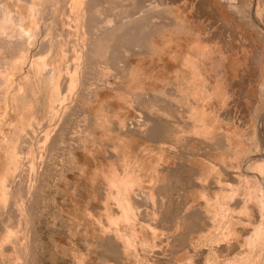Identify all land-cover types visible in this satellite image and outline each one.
<instances>
[{
  "label": "rangeland",
  "instance_id": "obj_1",
  "mask_svg": "<svg viewBox=\"0 0 264 264\" xmlns=\"http://www.w3.org/2000/svg\"><path fill=\"white\" fill-rule=\"evenodd\" d=\"M1 1H8V4H6L10 8H14V10L17 7L18 9L15 11L18 14L20 13L24 19L28 16L26 10H28L29 1L26 5L24 2L27 0H17L16 3L15 0H0V3ZM41 1L39 3H43L42 8L46 12L44 16L47 15L48 18H46L45 22L52 23L51 28L56 27L57 29H52L53 31L55 30L54 32L48 31L50 34L42 33L40 34L41 37L37 39H41L40 42L42 40L47 41L52 39L53 33L56 32L55 35L57 36H54L55 39L49 41L55 40L56 42L54 41L55 43L53 44L61 42L60 46L63 44V47L68 49L66 52L68 55L66 57L64 55V58L63 54L60 55V51L57 50V48L59 49L58 45H56L57 47L54 45V48H56L54 50L58 51L61 57L57 53L53 55L54 50L52 49L53 51L50 53L52 54V62H50V54H34L35 56L33 57L31 55L32 51L27 52L32 48L33 44H29L28 46L30 47H28L27 45L16 44L13 46L6 43L4 47L5 41L1 40L2 38L0 39L3 41L0 42L2 46L0 47L2 52L0 53V69H2L0 70V101H2L0 102V137L3 131L5 133H3L4 135H2L0 140L9 144L8 147L7 143L3 145L2 141H0V179L3 181V183H0V264H261L264 262V251L260 257L261 252L258 251V248L249 251L245 242L249 239H255V235L251 232L252 227L250 228L253 224L248 221V218H253V215L258 213V215H255L257 219L256 217L253 219L257 222L259 221V202L263 200L260 196L264 193V190H262L264 185L259 183L257 174L260 171L258 168L263 166L264 163V154L262 153L263 157L260 155V148H262V143L264 142H261L263 137L260 139L261 134L264 136L263 122L261 121L264 114L262 113L264 112V0H238V2L241 1V4H243L241 8H244L243 13L246 15L243 17L238 9L233 8L235 3L232 4L230 0H216L215 4H212V0ZM57 3L59 4L57 5ZM85 5H88L87 11L90 13L85 11V14L82 15ZM45 7L51 8L46 9ZM139 8H142V10L136 13L138 14L137 18L130 19V27L128 22L123 24L127 17L123 18L124 20L122 21L120 19L121 24L125 27L120 22H116L117 20L119 21V17L122 18L121 16H126L127 13L129 14ZM145 10L153 17L158 16L155 18L156 20H160L161 17L165 19L168 16L165 21L169 19L168 22L171 21L173 25L182 26L186 30L189 29V31H185L183 28L184 34H186L185 32L191 34L185 38V35H182L183 30L181 27L179 32L176 31L178 34L180 33V36L177 35L179 38L176 37L174 39L172 38L174 34L170 32V36L169 30L165 26H146L143 19ZM70 12L72 14L69 17L68 14ZM73 13L80 14V20L85 22L86 29L94 25L91 21H95L94 23L98 21L100 22L99 24H104V22L112 24L111 20H116V17L117 20L113 21V26L111 27L113 29L107 26V28L109 27L108 34L105 33L106 35L101 36L108 30L104 27L103 29L106 31L99 33V37L88 38L90 41L87 40L88 45H85L87 46L85 47L87 48L86 52H89L88 57L83 58V62L81 61V68L85 70H80L81 73L85 71L86 74H82V76L80 74L79 77H83V75L84 77L81 80L79 78L70 88L66 87V79L63 76L65 81L64 79L62 80V75L65 73L66 69L64 68L67 66V62L68 67L71 68L67 67V69L72 70V65L75 62L71 53L75 49L81 48L80 42H78L81 30H79V26H75L78 20L75 18L76 14L74 15ZM104 15L106 17L108 15V19L106 18L105 21L103 20ZM100 16H102L103 22L99 18ZM31 18V16L30 18L27 17L28 20L22 23V27L26 31L36 28V20L33 18L32 21ZM109 18L112 19L110 20ZM63 22L66 23L63 24ZM67 22L70 24L67 25ZM89 22L91 24L87 25ZM171 22L169 23L170 25H172ZM191 23L193 28L190 25ZM135 25H137V28ZM134 26L135 28L133 29L132 27ZM195 26L196 29L194 28ZM200 26L204 29L200 30ZM58 27L61 30L63 29L62 32ZM164 27L166 30H163V32L161 30ZM197 27L202 34L199 31L197 34ZM131 29L134 30L132 34H130ZM43 30L44 27L40 28V32H43ZM87 30L85 33H87ZM118 30L119 33L117 32ZM110 31H112V34L114 33L113 36L109 33ZM128 32L130 33L128 34ZM58 34H61V37ZM109 34L113 37V40L111 39L112 37L109 38ZM68 35H70L69 39H67ZM33 36H29L31 42V37ZM168 36L170 39L167 38ZM45 37L49 38L46 39ZM57 37L58 40L60 39L59 41L56 40ZM127 37L131 38V42L130 38ZM196 37L198 38L196 39ZM192 38L196 39L195 42L200 43L199 45L208 43L207 45L212 44V47L216 49H222L224 57L215 53L214 48V52L207 53L208 57L205 60L198 58V56V59L192 57L191 55L195 52L191 53L188 48L194 42ZM134 39H140L138 41L140 46ZM98 41H100V45H95ZM41 44H36L39 51L44 49L46 42ZM107 44H110V46H107ZM118 44L119 46L120 44L124 45L120 46L121 48L123 47V50L115 46ZM141 44L144 45L141 46ZM93 45L97 47V50L91 47ZM125 45L129 48L130 53H128L130 56L126 55L127 51L124 52V48L126 49ZM135 46L144 48L135 50L137 48ZM19 47L21 48L18 50ZM90 48L93 50H89ZM160 48L164 50L162 51ZM185 48H187V51L184 50ZM113 49L118 50V56L117 54H112L116 53V50L114 51ZM17 50L19 51L18 53ZM120 50L121 53L119 54ZM132 50L135 51L133 54H131ZM165 50L168 51L166 52ZM23 51L27 53L24 54L22 53ZM141 51H146L147 54L146 52L142 54ZM20 53L21 55H18ZM22 54L23 57H21ZM92 54L94 55L92 56ZM24 55L27 56V59H24ZM40 55L43 61L38 58ZM145 55L146 57H144ZM155 55H159V59H156ZM30 56L33 61L38 62L39 60L40 63L45 60V63L48 61L56 63L58 60H56L55 56L64 58L63 61L66 59L62 62V65L58 62L59 66L64 69L59 78L60 82L61 80L63 81V85L58 83L53 100L49 98L50 86L46 82L47 80L43 79L34 84V81L36 79L38 81L39 78L37 76L32 77L35 74L36 67L34 65V67L31 66ZM15 57L19 60L18 62ZM187 58H191V60ZM7 59L8 61H6ZM112 59L114 62L111 61ZM126 60L127 64L131 61L134 63H145L143 66L140 64L142 67L145 65V68H139L138 66L140 65L138 63L137 70V67L130 63V67L128 66L126 69V64H124ZM87 61L89 62L88 70L85 64L87 63L88 65ZM112 62L115 64H110ZM153 63L156 65L154 66ZM106 65L107 67H105ZM194 65L195 68H192ZM19 67H23L22 70H19ZM121 67L123 69H120ZM109 69L111 71L113 69V72L110 73ZM133 69H136L135 72H138L136 74L140 75L139 78H143L142 83L141 79H136L138 76ZM114 70L117 72L114 73ZM105 72L107 73L105 74ZM168 74L171 76L170 80H168L169 78L167 79ZM103 75L104 78L107 77L108 79H104ZM133 75L137 76L134 77L135 80L130 78ZM204 75H207L206 77L211 83L208 87L210 94L213 93L215 97L218 96L217 98H220L219 95L226 93L229 99H224L223 101L221 98H214L211 103L204 102L202 100L204 96L202 94L203 89L197 81L200 76L204 77ZM6 78L8 79L6 80ZM146 78L148 79L146 80ZM104 80L106 82L110 81L109 85ZM81 81L84 82L79 83ZM103 81L106 84L102 85ZM96 83L99 87H96ZM59 84L64 87L60 88ZM21 86H24V88H21ZM26 86L27 88H25ZM30 86L31 88H29ZM151 86L153 87L151 88ZM83 87L84 89L80 90ZM91 87L95 88L92 89ZM148 87L149 97L144 96L145 93L143 94V90H147ZM76 89L81 92L84 90L85 93L83 91L81 94ZM60 90L61 92H59ZM70 90H73L71 91L73 93L70 94ZM90 91L91 94H87ZM15 92L21 96L14 95ZM56 92L60 94L57 95ZM64 92L67 93V97L69 95V98H72L70 99L71 101H67L68 98ZM191 93L192 95L194 93L193 96L196 99L192 97ZM3 94L4 96L6 94V96L4 97ZM199 94H202V97ZM23 95L24 98H22ZM196 96H200V101H195L198 100ZM7 97L8 99L10 98L9 101L14 100L15 103L13 105L16 108L11 105L13 102L11 101L10 103ZM19 101H21L20 105ZM22 101L23 103L26 102L24 103L26 106L22 104ZM67 102L70 103L68 104ZM57 103H61V105L58 104L57 106ZM207 103L211 106V110L210 107L207 108L209 110L205 109L203 117L197 118L200 125L193 127L188 117L192 106L198 104L200 107H204L207 106ZM52 104L53 106H51ZM140 117H142V120L144 118L151 119V124L156 123L161 130H159L160 132L157 131L159 134L156 133L157 136L150 138L151 136L148 137L145 134L142 135V133H136V131L128 129V125L133 124L136 120H141L139 119ZM48 121L52 123L53 127L55 124L56 138L51 145L45 148L44 153H38L37 146H39L38 144L41 143V140L43 141L40 133H42L43 127ZM125 123L126 126L124 125ZM40 126H43L41 127L42 130ZM191 126L193 130L190 128ZM37 129H39L38 132ZM195 131H198V133ZM30 132H34L36 136ZM24 134L27 135L25 136ZM11 135L15 136V138H11ZM6 136L7 139H5ZM8 136H10L9 139ZM36 137H41V140L39 139L40 142ZM89 149L91 150L89 151ZM255 154H257V157L254 158ZM254 161L256 162L254 163ZM232 163H237L239 167L243 168L241 180L234 177L239 172H232L229 168V164ZM129 168L131 169L129 170ZM124 169L126 170L124 171ZM107 170L111 173L109 174ZM246 171L253 174L245 173ZM131 172L134 173L132 174ZM122 174H125L124 178ZM104 175L109 178L105 179ZM115 175L121 177L119 178ZM129 175L131 176L129 177ZM132 176L136 179L139 177V180L132 178ZM111 177L114 180L113 182L110 181ZM126 177L128 182L125 181ZM129 179H134V181L130 180L132 184L129 183ZM1 180L0 182H2ZM108 180L111 182L112 188ZM251 180L258 181V183ZM120 181L121 183H126V185H131L125 186L129 191L125 189L124 184L122 188L124 187L123 189L126 191L121 189ZM117 182L119 186H117ZM115 186L118 191H115ZM130 187H132L131 191ZM235 188L237 194L240 192L242 194L243 192L242 196H246L244 197V199L246 198V211L242 216L246 217L247 215V221H240L243 228H239V224L236 226L239 229H236V233L239 234V239L236 243L226 235L230 219V192L231 189ZM255 190L260 193H258L259 196H257ZM127 191L128 193L133 192L129 195L131 197L134 196L131 198L128 195H124V198L128 199L127 201L130 202L129 199L134 200L130 202V206L128 204L130 208L127 207V202H125L126 200H124L122 195L124 192L127 194ZM115 192H118V194ZM253 192L254 194H252ZM113 193L120 197L116 198ZM110 196L116 198V201ZM132 202L133 204H131ZM252 206L254 207V213ZM211 214L215 217L212 218ZM206 215L211 217L212 220ZM113 219L115 220L113 221ZM213 219L216 221H213ZM192 237L194 242L196 241L195 243L192 242ZM227 238L229 241H224ZM190 242L196 247V250L195 248L193 249L194 246L189 249ZM24 244L26 245L24 246ZM193 250L194 253H192Z\"/></svg>",
  "mask_w": 264,
  "mask_h": 264
},
{
  "label": "bare ground",
  "instance_id": "obj_2",
  "mask_svg": "<svg viewBox=\"0 0 264 264\" xmlns=\"http://www.w3.org/2000/svg\"><path fill=\"white\" fill-rule=\"evenodd\" d=\"M16 1L17 0H15V3H16ZM18 1H20V0H18ZM26 1V0H25ZM29 1V3H28V6H27V9L28 10H26L27 12H26V14L28 15L27 17L28 18H30V16L32 17L31 19H32V21H33V18L36 20V28L35 29H32V30H25L23 27H22V23L24 22V21H27L28 19H27V17L24 19V17L22 16V15H20V13L18 14V12L17 11H15V10H17L18 8L16 7L15 8V10H14V8H10L9 7V5H7L8 4V1L7 2H2L1 1V3H0V10H1V14H0V39L1 40H3V41H5V43H4V47L6 46L5 44L7 43V45L8 44H10V45H16V44H19V45H21V46H24V45H29V44H33V46H32V50L30 49V50H28L27 52H31L32 51V53H31V55H33V57L35 56L34 54H47V55H49L50 53H52V51L54 50V49H56V48H54V45H55V47H57L56 45H58V47H59V49L57 48V50L58 51H60V55L61 54H63V57H64V55H65V57L68 55V54H66V52H67V50L68 49H66V48H64L63 47V44H62V46H60V43L59 44H53V43H55L54 41H49V40H53V39H55L54 38V36H57V35H55V33H53L54 31L52 30V29H57L56 27L55 28H51V24L50 23H48V21L47 22H45V20H46V18H47V15L46 16H44L45 15V10H44V8H42V4L41 3H39V1L40 0H27L26 2H24L25 3V5L27 4V2ZM43 1V0H42ZM41 1V2H42ZM45 2H46V0H44ZM49 1V0H48ZM52 2H53V0H51ZM51 1H50V3H51ZM90 1V0H89ZM229 1V0H228ZM231 1V3L232 4H234L233 5V8H235V9H238V11H239V13L241 14V16L243 17V16H246V15H244V13H243V9L241 8V6L243 5V4H241V1H239L238 2V0H230ZM10 2V1H9ZM44 2V4L45 5H47L46 3ZM84 2V1H83ZM87 2V1H86ZM7 3V4H6ZM21 3V2H20ZM79 3V2H78ZM127 3V2H126ZM216 3V0H212V4H215ZM59 3H57V5H58ZM87 4V3H86ZM132 4V3H131ZM39 5V6H38ZM53 5H54V3H53ZM57 5H56V7H57ZM14 6V5H13ZM41 6V7H40ZM73 6V5H72ZM86 6V5H85ZM179 6H181V5H179ZM48 7V6H47ZM220 7V6H219ZM46 8V7H45ZM49 8H51V7H49ZM49 8H46V9H49ZM75 8V7H74ZM82 8V7H81ZM86 8V9H85ZM94 8V7H93ZM176 8H178V7H176ZM55 9V8H54ZM52 10V9H51ZM57 10V9H56ZM55 10V11H56ZM88 10V5L86 6V7H83V12L81 13L82 15H84L85 13V11H87ZM95 10V9H94ZM140 10H142V8H139V9H136V10H134V11H132L131 13H127V15L126 16H121L122 18H118L119 19V21L117 20V17H116V20H111L112 18H109L110 20H111V22H112V24H108V22H104V24H99L100 22H98L97 20V22L96 23H94L95 21H91V23L93 22V24L94 25H91V29L89 28H87L86 29V27H85V22L83 21V20H80L81 18H80V14H74L75 15V18L78 20V22H77V25H75L76 27L77 26H79V30H81V34L79 35L80 37H79V40H78V42H80V45H81V48H79V49H73L74 51L71 53V55H73L74 57V65H72V70H68L67 69V67H68V60L66 61L67 62V66H65V68L64 69H66L65 70V73L62 75V80L64 79V77H65V79H66V81H65V79H64V81H65V83L67 84L66 85V87L68 86V87H72V85H74V83L75 82H77L78 81V79L79 80H81L83 77H84V75H83V77H81L82 76V74H86L85 73V71H84V73L82 72H80V70L82 69L81 68V61L83 62L84 61V59L83 58H85V57H88V53L86 52L87 51V48H85V47H87V46H85L86 44H87V40H89V39H92V38H94V37H99V35L102 33V31L104 32V31H106L107 29V31L106 32H104L103 34H101V36L102 35H106V34H108L107 32L109 31V27H110V29H113V28H111L112 26H113V21H116V22H120V19H121V21L122 20H124L123 18H125V17H127V18H125L126 19V21H123V24H125V23H127L128 22V26L130 27V24H131V22H130V19H134V18H137V15L138 14H136V13H138ZM234 10V9H233ZM64 11V10H63ZM99 11V10H98ZM127 11V10H126ZM146 11V10H145ZM151 11V10H150ZM81 12V11H80ZM87 12H89V11H87ZM141 12V11H140ZM147 13H148V11H146ZM145 12V14H144V16H143V19L145 20V25L146 26H148V27H150L151 25H158V27H160L159 25H162V26H165L166 28H168L167 30H169L168 32H169V35H170V32H172L171 34H174L175 35V37H173L174 35H172V38H174V39H176V37L177 38H179L178 36H180L177 32H179L180 31V28L182 27L181 25V27H179L178 25V27L176 26V25H173V23H172V25H170L169 23L170 22H168L169 21V19H167V21H165L166 20V18L168 17H165V19L164 18H160V20H156L155 18H157V17H153L151 14H147ZM22 13H23V11H22ZM55 13V12H54ZM61 13H62V11H61ZM90 13V12H89ZM48 14V13H47ZM72 13L70 12V14H68V16L70 17V15H71ZM140 14V13H139ZM53 15H55V14H53ZM82 15H81V17H82ZM102 15V14H101ZM155 15V14H154ZM161 15V14H160ZM262 15V14H261ZM72 17H74V16H72ZM101 17L102 16H100L99 18L101 19ZM107 17H108V15H107ZM105 15L103 16V20L105 21L106 20V18H107ZM111 17V16H110ZM55 18H56V16H55ZM85 18H86V15H85ZM177 18H179V17H177ZM176 18V19H177ZM183 18V17H182ZM181 18V19H182ZM48 19V18H47ZM61 19V18H60ZM71 19V18H70ZM108 19V18H107ZM114 19H115V17H114ZM159 19V18H158ZM64 20V19H63ZM66 20H68V19H66ZM102 20V19H101ZM101 20H99V21H101ZM103 20H102V22H103ZM137 20V19H136ZM135 20V21H136ZM178 20V19H177ZM186 20V19H185ZM53 21V20H52ZM52 21H50V22H52ZM139 21V20H138ZM164 21V22H163ZM190 21H191V19H190ZM35 22V21H34ZM68 22H70L69 20H68ZM67 22V25L68 24H70V23H68ZM76 22V21H75ZM116 22H114L115 24H116ZM130 22V23H129ZM174 22H176V21H174ZM193 22V21H192ZM28 23V22H27ZM30 23V22H29ZM64 23H66V22H63V24ZM90 22H89V24H87V25H90L91 24ZM122 22H120V24H121ZM162 23H164V24H162ZM123 24H121V25H123ZM188 24H189V22H188ZM257 24V23H256ZM117 25V24H116ZM119 25V24H118ZM133 25V24H132ZM131 25V26H132ZM141 25H142V23H141ZM144 25V26H145ZM150 25V26H149ZM191 26H192V23L190 24ZM198 25V24H197ZM196 25V26H197ZM25 26V25H24ZM27 26V25H26ZM29 26H30V24H29ZM33 26H35L34 24H33ZM32 26V27H33ZM53 26V25H52ZM54 26H55V23H54ZM64 26V25H63ZM107 26H109L108 28H107ZM120 26V25H119ZM136 26V28H137V25H135ZM135 26L134 27H132L133 29L135 28ZM196 26L194 27L195 29H196ZM31 27V26H30ZM42 27H44V30H43V32H40V28H42ZM71 27V26H70ZM75 27V28H76ZM85 27V28H84ZM88 27V26H87ZM105 27V29L106 30H104L103 28ZM114 27H115V25H114ZM120 27H122V26H120ZM123 27H125L124 25H123ZM128 27V28H129ZM139 27V26H138ZM164 27V29H162L161 31H165L166 30V28ZM59 28V27H58ZM119 28V27H118ZM127 28V27H126ZM144 28V27H143ZM178 28H179V30H178ZM183 28L184 27H182L181 29L183 30ZM192 28H193V26H192ZM200 28V30L202 29H204V28H201V26L199 27ZM77 29V28H76ZM87 30V33H85L86 32V30ZM115 29V28H114ZM150 29V28H149ZM185 29V28H184ZM59 30H61L60 28H59ZM59 30H57V31H59ZM63 30V29H62ZM62 30H61V32H62ZM69 30V29H68ZM129 31H130V29H128ZM132 30V29H131ZM137 30V29H136ZM143 30V29H142ZM145 30V29H144ZM199 29H198V27H197V34H198V31H199V33L200 34H202L201 33V31H200ZM42 31V30H41ZM48 31H53L52 33L54 34V36H52V35H49V36H52V37H50V38H52V39H48L49 37H45L46 39H48L47 41H44V40H42L41 42H40V40H38L39 38L38 37H41L40 36V34H42V33H48V34H50V32H48ZM114 31V30H113ZM134 30H132L131 31V33L130 32H128V34L130 33V34H132V32H133ZM151 31V30H150ZM163 31V32H164ZM176 32V34H175V32ZM185 31H189V29H185ZM190 31L192 32V30L190 29ZM60 31H59V33H61ZM77 32H78V30H77ZM112 31H110L109 33L110 34H112L111 33ZM118 33H119V30L117 31ZM152 32V31H151ZM157 32V31H156ZM167 32V31H166ZM165 32V33H166ZM174 32V33H173ZM100 33V34H99ZM106 33V34H105ZM181 33H182V31H181ZM186 34H184V30H183V33H182V35H185V38L186 37H188L191 33H189L188 32V34H187V32H185ZM47 34V35H48ZM63 34V33H62ZM70 34H72V33H70ZM77 34H79V33H77ZM89 34V35H88ZM110 34L108 35L109 36V38L110 37H112L113 36V34H112V36H110ZM116 34V33H115ZM127 34V33H126ZM134 34V33H133ZM167 34V33H166ZM193 34H194V32H193ZM195 34H196V31H195ZM199 34V35H200ZM31 35H34L33 37H31L32 38V42L30 41V38H29V36H31ZM37 35V37H35ZM46 35V34H45ZM60 37H61V34H58ZM64 35V34H63ZM178 35V36H177ZM188 35V36H187ZM65 36V35H64ZM78 36V35H77ZM88 36V37H87ZM115 36V35H114ZM126 36H128V35H126ZM131 36V35H130ZM167 36V35H166ZM171 36V35H170ZM192 36V35H191ZM198 36V35H197ZM206 36V35H205ZM44 37V36H43ZM63 37V36H62ZM69 37H70V35H68V38L67 39H69ZM107 37V36H106ZM132 37V36H131ZM184 37V36H183ZM199 37V36H198ZM198 37H196V39L198 38ZM38 38V39H37ZM44 38V39H45ZM89 38V39H88ZM104 38V37H103ZM127 38H130V37H127ZM145 38V37H144ZM167 38H169V36L167 37ZM181 38V37H180ZM185 38H184V40H185ZM190 38V37H189ZM201 38V37H200ZM39 41V43H38V41ZM45 39V40H46ZM63 39V38H62ZM112 40H113V37L111 38ZM170 39V38H169ZM183 39V38H182ZM193 40H194V42L193 43H191L190 44V46L188 47L189 48V50H191V53H193V52H195L194 54H192L191 56L192 57H196L197 58V56H198V58H202L203 60H205L208 56H207V53H210L211 51L212 52H214V49H215V53H218V54H220V56H222L223 55V57H224V54H222L223 53V51H222V49H216V48H214V47H212V44H210V45H207L206 43L205 44H203V45H199L200 43H196L195 41H196V39H194V38H192ZM0 40V42H3V41H1ZM56 40H58V37L56 38ZM60 40V39H59ZM58 40V41H59ZM74 40V39H73ZM97 40H98V38H97ZM110 40V39H109ZM137 40V41H136ZM134 39V41L135 42H137L138 43V41L140 40H138V39ZM49 41V42H48ZM62 41V40H61ZM90 41V40H89ZM105 41V40H104ZM108 41V40H107ZM118 41V40H117ZM181 41V40H180ZM191 41V40H190ZM46 42V46L44 47V49L43 50H40L39 51V49L37 48V45L36 44H41V43H45ZM74 42V41H73ZM109 42V41H108ZM130 42H131V38H130ZM133 42V41H132ZM177 42V41H176ZM63 43V42H62ZM65 43V42H64ZM77 43V42H76ZM100 43V41H98V42H96L95 43V45L96 44H99ZM107 43V42H106ZM111 43V42H110ZM172 43V42H171ZM216 43V42H215ZM78 44V43H77ZM112 44V43H111ZM139 44V46H140V42L138 43ZM137 44V45H138ZM169 44V43H168ZM177 44V43H176ZM179 44V43H178ZM185 44V43H184ZM214 44V43H213ZM42 45V44H41ZM88 45V44H87ZM95 45H93V46H91V47H94ZM100 45V44H99ZM104 45V44H103ZM129 46H130V44H128ZM144 45V44H143ZM142 44H141V46H143ZM12 46V47H13ZM78 46V45H77ZM101 46H102V44H101ZM100 46V47H101ZM107 46H110V44L108 45L107 44ZM116 47H120V46H124V45H121L120 44V46H119V44L118 45H115ZM126 46V49L124 48V52H126L127 51V53H126V55H129V53H130V51L128 50L129 48H127V45H125ZM139 46L137 47V46H135V47H137L135 50H137L138 48H139ZM0 47H2L1 45H0ZM28 47H30V46H28ZM28 47H27V49H28ZM73 47H74V45H73ZM99 47V46H98ZM131 47H133V45H131ZM164 47H167V46H164ZM10 48H11V46H10ZM14 48V47H13ZM12 48V49H13ZM21 47H19L18 48V50L20 49ZM40 48V47H39ZM96 48V49H95ZM112 48H114L113 46H112ZM123 48V47H122ZM121 47H120V49H122ZM142 48V47H141ZM141 48H139V49H141ZM144 48V47H143ZM142 48V49H143ZM214 48V49H213ZM217 48H218V46H217ZM23 49V48H22ZM53 49V50H52ZM105 49V48H104ZM106 49H107V47H106ZM160 49H162V48H160ZM168 49H169V47H168ZM171 49H173V48H171ZM175 49V48H174ZM187 48H185L184 50L185 51H187L186 50ZM2 50V49H1ZM17 50V53L19 52ZM89 50H93L92 48H90ZM94 50H97V47H94ZM103 50V49H102ZM108 50H110L109 48H108ZM112 50V49H111ZM114 51L116 50V53H112V54H117V56H118V53H117V49H113ZM123 50V49H122ZM130 50H131V48H130ZM164 49H162V51H163ZM189 50H188V52H189ZM5 51V50H4ZM25 51V50H24ZM24 51L22 52V53H24ZM55 51V50H54ZM53 51V55H55V53H57L58 54V51L56 52H54ZM99 51V50H98ZM149 51V50H148ZM166 51V50H165ZM168 51V50H167ZM166 51V52H167ZM176 51V50H175ZM184 51V52H185ZM27 52H25V53H27ZM65 52V53H64ZM69 52V51H68ZM110 52V51H109ZM129 52V53H128ZM135 51H133L132 50V53L131 54H133ZM138 52V51H137ZM142 52V54L144 53V52H146V51H141ZM160 52V51H159ZM181 52V51H180ZM0 53H2L1 51H0ZM24 53V54H25ZM86 53H87V55H86ZM111 53V52H110ZM121 53V50H120V52H119V54ZM139 54H140V52H138ZM138 53H137V55H138ZM151 53V52H150ZM153 53H155V52H153ZM158 53V52H157ZM156 53V54H157ZM56 54V55H57ZM145 54V53H144ZM146 54H147V52H146ZM162 54V53H161ZM164 54H166V53H164ZM4 55V54H3ZM18 55H21V53L20 54H18ZM51 55L52 54H50V57L49 58H51L50 60V62H52V57H51ZM59 55V54H58ZM59 55V56H60ZM70 55V54H69ZM90 55H91V53H90ZM94 54H92V56H93ZM163 55V54H162ZM185 55V54H184ZM189 55V54H188ZM17 56V55H16ZM130 56V55H129ZM132 56V55H131ZM143 56V55H142ZM149 56V55H148ZM167 56H168V54H167ZM169 56H171V55H169ZM20 57V56H19ZM21 57H23V54H22V56ZM24 59H27L26 57L27 56H25L24 55ZM41 57V55L38 57V58H40ZM58 57V56H57ZM56 56H55V58H56V60H58V61H56V63H50L48 60V57H47V63H45L46 62V60L44 61V62H39V60H38V62L37 61H33V59H32V57L30 56V58L32 59V61H31V59H30V64H32L31 66H35L36 67V69H35V71H34V73L35 74H33L32 75V73H31V75H32V77L33 76H37V78H39L38 79V81H37V79L36 78H34V79H36V81H34V84H37V83H35V82H39L40 80H43V79H45V80H47L46 82H48L49 83V86H50V96H49V98L50 99H52L53 100V97H55L54 96V93H55V91H56V88H57V85H58V83H61V85H63L62 83H63V81L61 80V82L59 81V78H60V76H61V74H62V70L64 71V69H63V67H61V66H59V63H61V65H62V62H64L63 61V59L65 58H60V57H58L57 58ZM68 57H70V56H68ZM115 58H116V56H114ZM113 57V58H114ZM125 57V56H124ZM123 57V58H124ZM134 57V56H133ZM135 57H136V54H135ZM144 57H146V55L144 56ZM151 57H152V55H151ZM155 57H156V59L158 58L159 59V55H155ZM155 57H154V59H155ZM187 57V56H186ZM190 57V56H189ZM36 58V57H35ZM35 58H34V60H35ZM37 58V59H38ZM54 58V59H55ZM72 58V59H73ZM114 58V59H115ZM153 58V57H152ZM163 58H165L164 56H163ZM171 58V57H170ZM197 58V59H198ZM15 59H17V57H15ZM20 59V58H19ZM45 59V58H44ZM70 59V58H69ZM122 59V58H121ZM184 59V58H183ZM188 59V58H187ZM186 59V60H187ZM190 60H191V58H189ZM188 59V60H189ZM201 59V60H202ZM120 60V59H119ZM122 60H124V59H122ZM163 60V59H162ZM224 60V59H223ZM6 61H8V59L6 60ZM6 61H4V62H6ZM19 60L17 59V62H18ZM24 61V60H23ZM27 61V60H26ZM26 61H25V63H26ZM40 61H43L41 58H40ZM53 61H55V60H53ZM111 61H113V59L111 60ZM121 61V60H120ZM139 61V60H138ZM164 61V60H163ZM16 62V63H17ZM59 62V63H58ZM71 62V61H70ZM88 62V61H87ZM110 62V61H109ZM114 62V61H113ZM110 63V64H115V63ZM122 62V61H121ZM125 62V61H124ZM123 62V63H124ZM20 63V62H19ZM24 63V64H25ZM130 63H133V65H135V67H137V65H138V63L136 64V63H134L133 61H131V62H128V64H127V60H126V63H124V64H126V69L128 68V66L130 67ZM203 63V62H202ZM231 63V62H230ZM7 64V63H6ZM18 64V63H17ZM16 64V65H17ZM23 64V65H24ZM29 64V65H30ZM66 64V63H65ZM83 64V63H82ZM86 64V68H87V66H89V62H88V65H87V63H85ZM101 64V63H100ZM119 64H120V62H119ZM130 64V65H129ZM140 64H142V63H139V65ZM143 64H145V63H143ZM143 64H142V66H143ZM199 64V63H198ZM225 64V63H224ZM4 65H5V63H4ZM64 65V64H63ZM84 65V64H83ZM107 65H108V63H107ZM107 65L105 66V67H107ZM153 65L155 66L156 64H154L153 63ZM189 65H191V64H189ZM196 65V64H195ZM195 65L194 66H192V68L194 67L195 68ZM203 65V64H202ZM18 66H19V64H18ZM33 66V67H34ZM70 66V65H69ZM118 66V65H117ZM120 66H121V64H120ZM141 65L140 66H138L139 68L140 67H142ZM147 66V68L149 67L148 66V64L146 65ZM158 66V65H157ZM227 66V65H226ZM16 67V66H15ZM24 67V66H23ZM23 67H19L20 69L19 70H22V68ZM30 67V66H29ZM123 67V66H122ZM120 68V69H123V68ZM138 67H137V70H138ZM242 67V66H241ZM2 68V67H1ZM32 68V67H31ZM68 68H70V67H68ZM132 68H133V66H132ZM142 68H145V65H144V67H142ZM164 68V67H163ZM5 69V68H4ZM33 69V70H34ZM71 69V68H70ZM84 69V68H83ZM83 69H82V71H83ZM102 70H104L103 68H101ZM116 69V68H115ZM118 69V68H117ZM119 69V71H121ZM130 69V68H129ZM165 69V68H164ZM0 70H2V69H0ZM30 70V69H29ZM85 70V69H84ZM87 70H88V68H87ZM107 70H108V68H107ZM134 70V69H133ZM136 70V69H135ZM135 70H134V72H135ZM142 70V69H141ZM145 70V69H144ZM155 70V69H154ZM167 70V69H166ZM169 70V69H168ZM167 70V71H168ZM221 70V69H220ZM224 70V69H223ZM5 71V70H4ZM12 71V70H11ZM69 71H71V72H69ZM105 71H106V69H105ZM161 71V70H160ZM162 71H163V69H162ZM170 71V70H169ZM205 71V70H204ZM109 72L111 73V72H113V69H112V71L109 69ZM115 72H117V71H115L114 70V73ZM129 73H130V71H128ZM147 72V71H146ZM157 72V71H156ZM196 72V71H195ZM203 72V71H202ZM3 73V72H2ZM107 72H105V74H106ZM122 73V72H121ZM121 73H119V74H121ZM136 73H138V72H135V74ZM194 73V72H193ZM207 73V72H206ZM0 74H1V71H0ZM81 74V76L79 77V75ZM89 74V73H88ZM87 74V75H88ZM103 74H104V72H103ZM155 74V73H154ZM167 74V73H166ZM170 74H172V73H170ZM4 75V74H3ZM29 75V74H28ZM27 75V76H28ZM127 75V74H126ZM132 75V74H131ZM138 77H137V76ZM135 76L137 77L136 79H138L139 78V76L140 75H138V74H136ZM144 75H147V74H144ZM153 75V74H152ZM201 75V74H200ZM64 76V77H63ZM105 76H107V75H105ZM111 76V75H110ZM134 75H133V77H130V78H134L135 77ZM169 76V77H168ZM168 76H167V79L168 80H170V75L168 74ZM203 76V75H202ZM202 76H200V79L199 80H197L199 83L198 84H200L201 85V87H202V89H203V92H202V94H204V96H203V98H202V100L204 101V102H209V103H211V101L212 100H214V98L215 99H223V101H224V99H229L228 98V96H227V94L225 93L224 95H219V97L220 98H217V97H215V95L213 94V93H209V91H208V87H209V85L211 84V83H209V81H208V79H207V75L205 76L204 75V77H202ZM1 77V76H0ZM30 77V76H29ZM100 77H101V75H100ZM117 77V76H116ZM128 77V78H129ZM142 77V76H141ZM5 78V77H4ZM86 78V77H85ZM103 78H104V75H103ZM105 78H107V77H105ZM104 78V79H105ZM174 78V77H173ZM8 78H6V80H7ZM108 79V78H107ZM106 79V81H108ZM141 78H139V80H140ZM143 79V78H142ZM141 79V83H142V80ZM148 78H146V80H147ZM158 79V78H157ZM166 79V80H167ZM2 80V79H1ZM21 80V79H20ZM27 80V79H26ZM87 80H88V78H87ZM86 80V81H87ZM92 80V79H91ZM99 80V79H98ZM130 80V79H129ZM134 80H135V78H134ZM105 81V80H104ZM102 82L103 84L102 85H104V83L106 82ZM160 81V80H159ZM17 82H19V80H17ZM25 82V81H24ZM30 82V81H29ZM28 82V83H29ZM82 82H84V81H81V82H79V83H82ZM110 82V81H109ZM109 82H106L108 85H109ZM113 82V81H112ZM111 82V83H112ZM161 82V81H160ZM167 82V81H166ZM2 83V82H1ZM33 83V82H32ZM91 83V82H90ZM105 83V84H106ZM137 83V82H136ZM140 83V82H139ZM190 83V82H189ZM13 84V83H12ZM20 84V83H19ZM18 84V85H19ZM22 84V83H21ZM20 84V85H21ZM44 84V83H43ZM47 84V83H46ZM78 84V83H77ZM76 84V85H77ZM85 84H87V83H85ZM144 84V83H143ZM147 84V83H146ZM166 84V83H165ZM191 84V83H190ZM1 85V84H0ZM3 85V84H2ZM22 85H24V84H22ZM26 85H27V83H26ZM31 85V84H30ZM40 85H41V83H40ZM60 85V84H59ZM61 85H60V88H62V87H64V86H62L61 87ZM78 85H80V84H78ZM78 85H77V87H78ZM94 85V84H93ZM96 85H97V83H96ZM95 85V86H96ZM115 85V84H114ZM199 85V86H200ZM25 86V85H24ZM24 86H21V88L23 87L24 88ZM44 86V85H43ZM47 86H48V84H47ZM83 86V85H82ZM101 86V85H100ZM115 86H117V85H115ZM114 86V87H115ZM36 87V86H35ZM65 87V88H66ZM70 87V88H71ZM96 87H99V85H97ZM150 87V86H149ZM149 87H148V89L146 90V89H144L143 91V94L145 93V95L144 96H147V97H149L148 96V92H149ZM153 86H151V88H152ZM20 88V87H19ZM25 88H27V86L25 87ZM29 88H31V86L29 87ZM34 88V87H33ZM74 88H75V86L73 87V90H74ZM86 88H88V87H86ZM92 89H94L93 87H91ZM101 88V87H100ZM144 88V87H143ZM146 88V87H145ZM17 89V88H16ZM42 89H43V87H42ZM81 89H84V87L83 88H80V90ZM97 89H99V88H97ZM104 89V88H103ZM156 89V88H155ZM28 90V89H27ZM44 90V89H43ZM73 90H70V94L71 93H73V92H71V91H73ZM77 90V89H76ZM76 90H75V92H76ZM80 90H77L79 93H81L82 94V92L84 91V90H82V92L80 91ZM87 90V89H86ZM106 90H109V89H106ZM105 90V91H106ZM140 90V89H139ZM174 90V89H173ZM23 91V90H22ZM88 91V90H87ZM95 91V90H94ZM138 91V90H137ZM140 91H142V90H140ZM155 92H156V90H154ZM19 92V91H18ZM59 92H61V90L59 91ZM59 92H56L57 93V95L58 94H60ZM67 92H68V90H67ZM154 92V93H155ZM157 92H158V90H157ZM22 93V92H21ZM65 93V96L67 97V93L66 92H64ZM64 93H62L63 95H64ZM84 93H85V91H84ZM84 93H83V95H84ZM102 93V92H101ZM138 93V92H137ZM178 93H179V91H178ZM196 93H199V92H196ZM17 94V92H15L14 93V95H16ZM23 94V93H22ZM29 94V93H28ZM75 94V93H74ZM87 94H91V91L89 92V93H87ZM142 94V93H141ZM202 94H199L200 96L202 95ZM18 96H19V94H17ZM25 95V94H24ZM24 95L22 96V98H24ZM83 95H82V97H83ZM86 95V94H85ZM138 95V94H137ZM191 95H192V93H191ZM193 95H194V93H193ZM192 95V97H194L195 98V96H193ZM1 96V95H0ZM3 96H4V94H3ZM5 96H6V94H5ZM4 96V97H5ZM8 96V95H7ZM21 96V95H20ZM19 96V97H20ZM87 96H89V95H87ZM143 96V97H144ZM152 96V95H151ZM179 96V95H178ZM197 96H198V94H197ZM196 96V97H197ZM200 96L199 97H197V99L198 100H195L194 98H193V100H195V101H200L199 100V98H200ZM25 97H27V96H25ZM59 97H61V96H59ZM70 96L68 95V99H67V101H69L70 99H72V98H69ZM140 97V96H139ZM142 97V98H143ZM202 97V96H201ZM16 98V97H15ZM14 98V99H15ZM18 98V97H17ZM21 98V99H22ZM36 98V97H35ZM37 98H39V97H37ZM90 98V97H89ZM189 98V97H188ZM1 99H3L2 97H1ZM6 99V98H5ZM7 99H8V97H7ZM58 99V98H57ZM61 99H62V97H61ZM164 99H165V97H164ZM10 100V98L8 99V101ZM20 100V99H19ZM44 100V99H43ZM59 100H60V98H59ZM146 100V99H145ZM149 100V99H148ZM151 100V99H150ZM156 100V99H155ZM162 100V99H161ZM13 103L11 104V105H13L15 102H14V100L12 99L11 100ZM11 101H9L10 103H11ZM30 101V100H29ZM34 101H35V99H34ZM42 101V100H41ZM61 101V100H60ZM71 101V100H70ZM73 101V100H72ZM203 101H202V103H203ZM222 101V102H223ZM0 102H2V101H0ZM20 102L21 101H19V105H20ZM44 102V101H43ZM46 102V101H45ZM66 102V101H65ZM190 102V101H189ZM188 102V103H189ZM24 103H26V102H24ZM23 103V101H22V104H24ZM32 103V102H31ZM34 103V102H33ZM36 103L38 104V102L36 101ZM42 103V102H41ZM62 103V102H61ZM61 103H57V106H58V104L59 105H61ZM64 103V102H63ZM68 103V102H67ZM67 103H66V105H67ZM70 103V102H69ZM68 103V104H69ZM129 103V102H128ZM209 103H207V106H204V107H200L198 104H195V106H192V109H191V111H190V116H188L189 118H190V123L193 125V127H197V126H199L200 125V123H199V121L197 120V118H200V117H203V115H204V110L205 109H207L208 107H210V110H211V106L209 105ZM7 104H8V102H7ZM35 104V103H34ZM44 104V103H43ZM73 104V103H72ZM130 104V103H129ZM213 104V103H212ZM5 105H6V103H5ZM16 105V104H15ZM18 105V106H19ZM25 105V104H24ZM23 105V106H24ZM36 105V104H35ZM45 105V104H44ZM3 106V105H2ZM7 106V105H6ZM14 106V105H13ZM26 106V105H25ZM28 106V105H27ZM46 106V105H45ZM51 106H53V104L51 105ZM51 106H49V107H51ZM56 106V105H55ZM56 106V107H57ZM64 106V105H63ZM67 106H69V105H67ZM12 107V106H11ZM15 108H16V106H14ZM55 107V108H56ZM60 107V106H59ZM7 108V107H6ZM54 108V109H55ZM214 108V107H213ZM3 109V108H2ZM18 109V108H17ZM48 110V109H47ZM53 110V109H52ZM207 110H209V109H207ZM55 111V110H54ZM213 111V110H212ZM215 111V110H214ZM63 112V111H62ZM3 113V112H2ZM51 113V112H50ZM55 113V112H54ZM207 113V112H206ZM262 113H264V112H262ZM40 114V113H39ZM262 117H263V120H261L262 122V125H263V127L262 128H264V114L262 115ZM262 117H261V119H262ZM50 118H51V116H50ZM142 117H140L139 119H141ZM260 118V117H259ZM52 119H53V117H52ZM62 119V118H61ZM126 119V118H125ZM50 120V119H49ZM54 120V119H53ZM151 120V119H150ZM148 118H144V120H134L135 122L132 124H130V125H128V129H130V130H133L134 132L136 131V133L137 132H139V133H142V135L143 134H145V135H147L148 137H150V138H153L152 136H157V134L156 133H158V132H160L161 130H160V128H159V126L157 127V124L155 123V124H151V122L152 121H150ZM260 120V119H259ZM61 121V120H60ZM133 121V120H132ZM206 121V120H205ZM128 122V121H127ZM8 123V122H7ZM20 124V123H19ZM259 124V123H258ZM13 125H15V124H13ZM61 125V124H60ZM125 126H126V123L124 124ZM123 125V126H124ZM36 126H39V125H36ZM64 126V125H63ZM30 127V126H29ZM34 127V126H33ZM41 127H43V126H40V129H41ZM193 127L191 126L190 128H192V130H193ZM259 127V126H258ZM257 127V128H258ZM12 128H15V127H12ZM26 128V127H25ZM159 128V129H158ZM28 129V128H27ZM32 129V128H31ZM34 129V128H33ZM124 129V128H123ZM128 129H126L127 131H130V130H128ZM196 129V128H195ZM23 130V129H22ZM38 130L39 129H37V132H38ZM42 130V129H41ZM56 129H55V124H54V127H53V125H52V123L51 122H49L48 121V123H45V125H44V127H43V131H42V133H40V134H42V139H43V141L40 139V138H37V140L39 141V139L41 140V143H39L38 145L39 146H37L38 147V153H44L45 151V148L47 147V146H49V145H51L52 144V142L54 141V139L56 138L55 137V132H57V131H55ZM160 130V131H159ZM264 130V129H263ZM121 131V130H120ZM133 131H131L132 133H133ZM158 131V132H157ZM187 131V130H186ZM259 131V130H258ZM35 132V131H34ZM34 132H30L31 134L32 133H34ZM195 132H197L198 133V131H195ZM4 133V131L2 132V134H1V139H2V135H4L3 134ZM25 133H26V130H25ZM27 133L29 134V132L27 131ZM125 133V132H124ZM129 133V132H128ZM7 134V133H6ZM37 134V133H36ZM61 134V133H60ZM127 134V133H126ZM156 134V135H155ZM159 134V133H158ZM25 136L27 135V134H24ZM122 135H124V134H122ZM138 135V134H137ZM262 136H260V139H261V137H263L262 138V140H261V142H263L264 141V136H263V134H261ZM34 136H36L35 135V133H34ZM33 136V137H34ZM57 136V135H56ZM61 136V135H60ZM146 136V137H147ZM9 137L10 136H8V139H9ZM12 137H14L15 138V136H12L11 135V138ZM19 137V136H18ZM17 138V137H16ZM23 138H24V136H23ZM28 138H30V137H28ZM142 138V137H141ZM182 138V137H181ZM225 138V137H224ZM5 139H7V136L5 137ZM4 139V140H5ZM60 139H61V137H60ZM36 140V139H35ZM232 140V139H231ZM0 141H2V140H0ZM6 141V140H5ZM7 141H9V140H7ZM56 141V140H55ZM11 142V141H10ZM14 142H16V141H14ZM33 142V141H32ZM40 142V141H39ZM231 142V141H230ZM2 143H3V145H5L6 143L5 142H3L2 141ZM5 143V144H4ZM20 143V142H19ZM173 143V142H172ZM8 144V143H7ZM225 144H226V141H225ZM260 144V143H259ZM1 145V144H0ZM10 145H11V143H10ZM75 145V144H74ZM227 145V144H226ZM17 146V145H16ZM2 147H4V146H2ZM7 147V146H6ZM8 147H9V144H8ZM226 147V146H225ZM256 147V146H255ZM14 148V147H13ZM82 148H84V147H82ZM228 149V148H227ZM261 150V156H262V153L264 154V142L262 143V148H260ZM8 150H9V148H8ZM85 150V149H84ZM91 149H89V151H90ZM165 150V149H164ZM229 150V149H228ZM5 151L7 152V149L5 148ZM10 151V150H9ZM18 151V150H17ZM48 151H50V150H48ZM88 151V152H89ZM93 151V150H92ZM5 152V153H6ZM260 153V152H259ZM18 154V153H17ZM33 154V153H32ZM258 154V153H257ZM257 154H255L256 156H254V158L255 157H257ZM12 155V154H11ZM11 155H9V156H11ZM259 155V154H258ZM259 155V156H260ZM37 157V156H36ZM253 157V156H252ZM263 157V156H262ZM249 158V157H248ZM260 158V157H259ZM7 159V158H6ZM10 159H11V157H10ZM13 160V159H12ZM18 160V159H17ZM248 160V159H247ZM246 160V161H247ZM251 160V159H250ZM261 160V159H260ZM264 160V159H263ZM20 161V160H19ZM18 161V162H19ZM34 161V160H33ZM7 162V161H6ZM9 162V161H8ZM167 162V161H166ZM223 162V161H222ZM235 162V161H234ZM256 161H254V163H255ZM264 162V161H263ZM15 163V162H14ZM21 164V163H20ZM26 164V163H25ZM242 164V163H241ZM14 165V164H13ZM31 165V164H30ZM166 165H168V164H166ZM245 165V164H244ZM248 165V164H247ZM255 165V164H254ZM259 165V164H258ZM21 166V165H20ZM223 166V165H222ZM243 166V165H242ZM246 166V165H245ZM167 167V166H166ZM165 167V168H166ZM224 167V166H223ZM159 168V167H158ZM229 168L232 170V172H239L238 174H236L234 177H236V178H238V180H241V171H243L242 169L243 168H241V167H239L238 166V164L237 163H232V164H229ZM249 168H250V165H249ZM131 168H129V170H130ZM247 169V168H246ZM260 171H259V173H257L258 174V178H259V183L261 184H263L264 185V163H263V166H260L259 168H258ZM13 170H14V168H13ZM111 170V169H110ZM121 170V169H120ZM126 169H124V171H125ZM128 170V171H129ZM133 170V169H132ZM131 170V171H132ZM221 170V169H220ZM219 170V171H220ZM245 170V169H244ZM108 171V170H107ZM106 171V172H107ZM127 171V173H129ZM16 172V171H15ZM109 172V171H108ZM135 172V171H134ZM134 172H131L132 174L134 173ZM218 172V171H217ZM227 172H228V170H227ZM249 171H246L245 173H248ZM8 173V172H7ZM17 173V172H16ZM21 173V172H20ZM105 173V172H104ZM111 172H109V174H110ZM250 173V172H249ZM224 174V173H223ZM223 174H222V176H223ZM250 174H253V173H250ZM30 175V174H29ZM108 175V174H107ZM112 175V174H111ZM123 175V178H124V175L125 174H122ZM137 175V174H136ZM135 175V176H136ZM220 175V174H219ZM218 175V176H219ZM226 175V174H225ZM31 176V175H30ZM105 176V179L107 178H109V177H106V175H104ZM104 176H103V178H104ZM112 176H114V175H112ZM116 176V175H115ZM118 176V175H117ZM116 176V177H117ZM131 175H129V177H130ZM138 176V175H137ZM217 176V177H218ZM232 176H233V174H232ZM247 176H249V175H247ZM256 176V175H255ZM7 177V176H6ZM21 177V176H20ZM32 177V176H31ZM115 177V178H116ZM119 178L121 177V176H118ZM128 177V178H129ZM217 177H215V178H217ZM229 177V176H228ZM227 177V178H228ZM118 178V179H119ZM132 178H134V176H132ZM249 178H250V176H249ZM253 178H254V176H253ZM257 178V179H258ZM134 179H136V178H134ZM134 179H129V181L130 180H133L134 181ZM138 180H139V177L137 178ZM136 179V180H137ZM251 179V178H250ZM256 179V178H255ZM1 180V179H0ZM19 180H20V178H19ZM211 180V179H210ZM214 180V179H213ZM220 180V179H219ZM243 180V179H242ZM246 180V179H245ZM245 180H244V182H245ZM249 180V179H248ZM2 181V180H1ZM31 181V180H30ZM109 181V180H108ZM107 181V182H108ZM110 181L111 182H113L114 180L112 179V177H111V179H110ZM108 182L109 184H110V186L112 185L111 184V182ZM116 181V180H115ZM119 181V180H118ZM122 181V180H121ZM121 181H120V183H121ZM124 181V180H123ZM125 181H127V177H126V180ZM124 181V182H125ZM247 181V180H246ZM252 181V180H251ZM250 181V182H251ZM124 182L123 183H121V189L122 190H128L125 186H131L130 184H132V181H130L129 183V185H126V183L124 184ZM128 182V181H127ZM252 182H256V181H252ZM0 183H3V181L2 182H0ZM22 183V182H21ZM115 184H116V182H114ZM114 183H113V185H114ZM144 183V182H143ZM221 183V182H220ZM219 183V184H220ZM230 183V182H229ZM249 183V182H248ZM256 183H258V181L256 182ZM256 183H254L255 185H256ZM13 184V183H12ZM30 184V183H29ZM108 184V185H109ZM117 184H118V182H117ZM124 184V187H125V189H123L122 188V185ZM211 184V183H210ZM218 184V185H219ZM245 184V183H244ZM253 184V183H252ZM204 185V184H203ZM215 185V184H214ZM249 185V184H248ZM247 185V186H248ZM19 186V185H18ZM29 186V185H28ZM109 186V187H110ZM117 186H119V184L117 185ZM135 186V185H134ZM222 186V185H221ZM247 186H246V188H247ZM258 187H259V185H257ZM116 187V186H115ZM115 187H113V188H115ZM220 187V186H219ZM245 187V186H244ZM3 188V187H2ZM31 188V187H30ZM111 188H112V186H111ZM135 188V187H134ZM260 188V187H259ZM259 188H257V189H259ZM118 188L116 187V189H115V191L117 190ZM120 189V190H121ZM131 189H132V187H130V191H131ZM215 189V188H214ZM238 189V188H237ZM3 190H4V188H3ZM120 190H119V193H120ZM125 190V191H126ZM212 190V189H211ZM229 190V189H228ZM248 190V189H247ZM260 190V189H259ZM262 190H264V189H262ZM118 191V190H117ZM129 191V190H128ZM128 191H127V194H126V192H124V194H122L123 195V198H124V195L126 196V195H128L129 197H131L129 194H132L131 192L130 193H128ZM224 191V190H223ZM236 188L235 189H231V192H230V213H229V224H228V226H227V234L226 235H228L227 237L228 238H231L232 240H233V242L234 243H236L237 242V240L239 239L238 237V235L239 234H237L236 233V229H238V228H236V226H237V224H239L240 226H238L239 228H243L242 227V224H240V221H243V220H246V217H247V215H246V217L244 216H242L243 214H244V212L246 211L245 209H246V198L244 199V197H246V196H242V194H243V192H242V194H241V192L240 193H236ZM256 191V190H255ZM2 192H4V191H2ZM121 192H123V191H121ZM263 192V191H262ZM112 193V192H111ZM110 193V194H111ZM115 193H117L118 194V192H115ZM137 193V192H136ZM251 193V192H250ZM250 193H249V195H250ZM255 193H257V196H259L258 195V190L255 192ZM11 194H12V192H11ZM108 194H109V192H108ZM108 194H107V196H108ZM114 194V193H113ZM148 194V193H147ZM146 194V195H147ZM245 194V193H244ZM252 194H254V192L252 193ZM260 194V193H259ZM121 195V196H122ZM149 195V194H148ZM151 195V194H150ZM247 195V194H246ZM248 195V196H249ZM114 196H116L115 194H114ZM119 196V195H118ZM118 196H116V198L118 197ZM127 196V197H128ZM13 197V196H12ZM112 197V199H116V198H114L113 196H110V198ZM120 197V196H119ZM126 197V198H127ZM132 197H134V196H132ZM131 197V198H132ZM147 197H149V196H147ZM152 197V196H151ZM219 197V196H218ZM251 197V196H250ZM249 197V198H250ZM255 198H256V196H254ZM260 197H262L263 198V200H261L260 202H259V217H258V222L256 221V220H254L255 218L254 217H256L255 215L257 214L258 215V213H255V215H253V218H248V221L250 222V223H252L253 225L255 224V223H257L256 225H252V226H250V228L252 229V234L253 235H255V239L253 240V239H249V240H247V241H245L246 242V248H247V250L249 249V251L250 250H254L255 248H258V251L259 252H261L260 253V257H261V254H262V252L264 251V193L263 194H261V196ZM107 198V197H106ZM224 198V197H223ZM119 199V198H118ZM252 199V198H251ZM250 199V200H251ZM4 200V199H3ZM124 200H126L125 202H127V207H129L130 206V202L133 200H131V199H129L130 200V202L129 201H127L128 199H125L124 198ZM136 200V199H135ZM253 200V199H252ZM13 201V200H12ZM116 201V200H115ZM121 201V200H120ZM134 201V200H133ZM222 201V200H221ZM119 202V201H118ZM254 202H255V199H254ZM253 202V203H254ZM6 203V202H5ZM16 203V202H15ZM128 204H129V206H128ZM131 204H133V202L131 203ZM213 204V203H212ZM251 204V203H250ZM256 204V203H255ZM8 205V204H7ZM123 205V204H122ZM126 205V204H125ZM220 205H221V203H220ZM258 205V204H257ZM222 206V205H221ZM255 206V205H254ZM248 207H249V209H250V206L248 205ZM258 207V206H257ZM5 208V207H4ZM19 208V207H18ZM130 208V207H129ZM254 207L252 206V209H253ZM131 209H132V206H131ZM258 209V208H257ZM206 210V209H205ZM255 210H256V208H255ZM19 211V210H18ZM225 211V210H224ZM238 211H239V213H238ZM252 211V210H251ZM257 211V210H256ZM221 212V211H220ZM21 213H22V211H21ZM123 213V212H122ZM135 213V212H134ZM248 213V212H247ZM253 213H254V209H253ZM20 214V213H19ZM24 214V213H23ZM124 214V213H123ZM127 214V213H126ZM208 214H210V213H208ZM228 214V213H227ZM212 215V214H211ZM216 215V214H215ZM26 216V215H25ZM123 216H125V215H123ZM207 216V215H206ZM217 216V215H216ZM250 216H251V214H250ZM126 217V216H125ZM128 217V216H127ZM208 217V216H207ZM213 217H215V216H213L212 215V218ZM123 218V217H122ZM208 218H210L211 220H212V218L211 217H208ZM111 219V218H110ZM209 219V220H210ZM216 219V218H215ZM215 219H213V221H216ZM256 219H257V217H256ZM24 220V219H23ZM115 219H113V221H114ZM239 220V221H238ZM227 221V220H226ZM247 221V220H246ZM24 222V221H23ZM221 222V221H220ZM224 222V221H223ZM218 223V222H217ZM225 223V222H224ZM214 224V223H213ZM216 224V223H215ZM212 225V224H211ZM222 225V224H221ZM204 226V225H203ZM244 226V225H243ZM216 227V226H215ZM220 227V226H219ZM224 227V226H223ZM247 227H249V226H247ZM104 228V227H103ZM211 228H213V227H211ZM226 229V228H225ZM247 229V228H246ZM239 230V229H238ZM237 230V231H238ZM242 230H244V229H242ZM214 231V230H213ZM219 231V230H218ZM245 231V230H244ZM247 231V230H246ZM210 232V231H209ZM240 232V231H239ZM248 232V231H247ZM244 234V233H243ZM247 234V233H246ZM216 235V234H215ZM223 235H224V233H223ZM220 236H222V235H220ZM225 236V235H224ZM193 238V237H192ZM191 238V239H192ZM215 238V237H214ZM226 238V237H225ZM224 239V241H226V240H228L229 241V239ZM219 239V238H218ZM218 241V240H217ZM192 242L193 243H195L194 242V238L192 239ZM192 242H190L191 244H189L190 245V247H189V249L191 248V247H193L194 245H192ZM214 242V241H213ZM232 242V243H233ZM245 242H244V244H245ZM227 243V242H226ZM226 243H223V244H226ZM230 243V242H229ZM202 244V243H201ZM243 244V246H245ZM23 245V244H22ZM26 244H24V246H25ZM212 245H213V243H212ZM240 245V244H239ZM217 246V245H216ZM222 246V245H221ZM242 246V245H241ZM228 247H229V244H228ZM227 247V248H228ZM236 247V246H235ZM195 248V250H196V247L194 246L193 247V249ZM225 248V247H224ZM230 248V247H229ZM188 249V250H189ZM187 250V249H186ZM233 250V249H232ZM245 250V249H244ZM135 251V250H134ZM191 251V250H190ZM190 251H188V252H190ZM185 252V251H184ZM183 252V253H184ZM192 253H194V250H193V252ZM196 254V253H195ZM236 254V253H235ZM194 255V254H193ZM249 255V254H248ZM263 255V254H262ZM244 256V255H243ZM264 256V255H263ZM264 258V257H263ZM182 259V258H181ZM194 259V258H193ZM250 259V258H249ZM240 260H241V258H240ZM239 260V261H240ZM244 260V259H243ZM190 261V260H189ZM196 261V260H195ZM196 263V262H195ZM228 263V262H227ZM250 263V262H249ZM261 263V262H260ZM264 262H262L261 264H263ZM236 264H238V263H236ZM240 264V263H239ZM244 264V263H243Z\"/></svg>",
  "mask_w": 264,
  "mask_h": 264
}]
</instances>
